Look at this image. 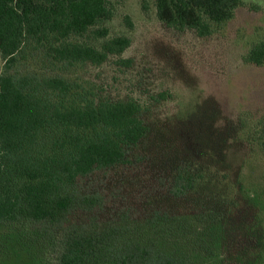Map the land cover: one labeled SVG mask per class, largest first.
Here are the masks:
<instances>
[{
    "label": "rangeland",
    "instance_id": "1",
    "mask_svg": "<svg viewBox=\"0 0 264 264\" xmlns=\"http://www.w3.org/2000/svg\"><path fill=\"white\" fill-rule=\"evenodd\" d=\"M109 1L113 17L99 27L110 39H131L123 54L58 65L31 45L12 70L59 75L95 100L134 103L148 127L127 163L79 183L77 193L95 197L96 207L70 212L66 225L95 231L118 218L189 264H264V61H246L264 44V0H242L234 18L204 38L167 28L156 0ZM94 38L78 41L100 46ZM180 166L189 168L190 189V181H175ZM155 211L162 220L152 224ZM34 231L31 247L0 225V264H56L58 229Z\"/></svg>",
    "mask_w": 264,
    "mask_h": 264
},
{
    "label": "trees",
    "instance_id": "2",
    "mask_svg": "<svg viewBox=\"0 0 264 264\" xmlns=\"http://www.w3.org/2000/svg\"><path fill=\"white\" fill-rule=\"evenodd\" d=\"M242 5V0L155 3L157 18L167 28L202 38L232 20ZM113 14L109 0H0V225L31 240V247L36 226L58 229L56 264H189L153 235L136 236L134 226L121 225L118 218L95 231L66 225L70 212L96 207L95 197L77 193L79 183L127 163L128 150L148 134L138 106L95 100L59 75L12 74L31 45L58 65H99L123 54L131 39H110L99 27ZM88 34L102 39L101 45L78 41ZM246 61L261 65L264 44L254 46ZM261 136L264 140V127ZM188 171L180 166L175 181L182 188L190 181V189ZM149 215L152 224L162 220L159 211ZM159 226L150 225L152 231Z\"/></svg>",
    "mask_w": 264,
    "mask_h": 264
}]
</instances>
